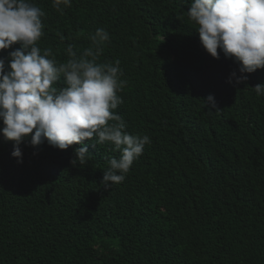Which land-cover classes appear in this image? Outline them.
I'll return each instance as SVG.
<instances>
[{
	"label": "trees",
	"instance_id": "16d2710c",
	"mask_svg": "<svg viewBox=\"0 0 264 264\" xmlns=\"http://www.w3.org/2000/svg\"><path fill=\"white\" fill-rule=\"evenodd\" d=\"M32 2L46 14L38 46L59 62L109 32L97 62L119 60L126 81L113 111L152 142L110 189L109 143L73 167L79 145L25 140L18 163L0 133V264H264V95L252 90L264 69L229 83L238 66L201 46L191 0H72L63 15Z\"/></svg>",
	"mask_w": 264,
	"mask_h": 264
},
{
	"label": "clouds",
	"instance_id": "9594fccd",
	"mask_svg": "<svg viewBox=\"0 0 264 264\" xmlns=\"http://www.w3.org/2000/svg\"><path fill=\"white\" fill-rule=\"evenodd\" d=\"M71 4L72 0H52L61 15ZM45 15L32 0H0V50L20 43L7 57H0V133L14 141L11 155L18 163L23 162L25 140L35 148L45 143L59 150L79 145L70 160L73 167L91 160L89 144L109 143L120 153L108 158L104 169L101 183L111 189L126 178L151 138L127 132L122 116L113 111L123 103L117 92L126 81L120 79L119 60L115 65L97 62L103 45L110 42L109 32L97 28L90 34L91 46L79 55L69 44L68 59L59 62L51 48L41 52L38 46ZM187 17L197 25L207 53L217 59L223 53L238 66L241 75L233 70L229 83H245L249 79L245 74L264 69V0H191ZM252 90L264 95V83ZM205 103L216 107L213 95Z\"/></svg>",
	"mask_w": 264,
	"mask_h": 264
}]
</instances>
